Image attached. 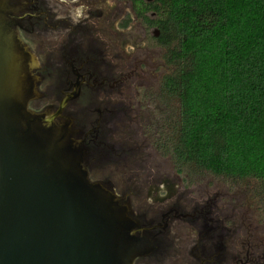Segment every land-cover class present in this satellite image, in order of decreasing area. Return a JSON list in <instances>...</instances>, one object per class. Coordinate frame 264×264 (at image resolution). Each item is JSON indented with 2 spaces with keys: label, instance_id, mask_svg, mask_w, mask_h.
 Instances as JSON below:
<instances>
[{
  "label": "flooded vegetation",
  "instance_id": "flooded-vegetation-1",
  "mask_svg": "<svg viewBox=\"0 0 264 264\" xmlns=\"http://www.w3.org/2000/svg\"><path fill=\"white\" fill-rule=\"evenodd\" d=\"M124 1L138 17L134 1ZM102 2L29 0L31 11L19 21L18 31L43 55L44 76L38 84L43 97L31 107L39 111L46 103L59 105L73 91L72 67L84 74L78 95L66 100L58 117L79 123L88 178L113 182L115 192L132 207L137 233L150 239V252L133 264H264L259 190L212 189L196 178L183 186L170 182L167 171L159 179L144 172V182L140 171L131 170L135 162L152 155L159 159L167 150L168 117H159L167 105L161 109L156 104L159 86L149 92V63L135 51L122 52V40L110 32ZM144 15L156 17L154 11ZM146 28H153L152 36L160 42V28L149 23Z\"/></svg>",
  "mask_w": 264,
  "mask_h": 264
},
{
  "label": "water",
  "instance_id": "water-1",
  "mask_svg": "<svg viewBox=\"0 0 264 264\" xmlns=\"http://www.w3.org/2000/svg\"><path fill=\"white\" fill-rule=\"evenodd\" d=\"M150 1V0H148ZM29 0H0V264H133L151 250L112 183L88 178L78 122L43 97L42 67L19 21ZM87 74V73H85Z\"/></svg>",
  "mask_w": 264,
  "mask_h": 264
},
{
  "label": "trees",
  "instance_id": "trees-1",
  "mask_svg": "<svg viewBox=\"0 0 264 264\" xmlns=\"http://www.w3.org/2000/svg\"><path fill=\"white\" fill-rule=\"evenodd\" d=\"M133 1L173 66L160 84L175 104L171 155L191 172L253 178L264 199V0Z\"/></svg>",
  "mask_w": 264,
  "mask_h": 264
},
{
  "label": "rangeland",
  "instance_id": "rangeland-1",
  "mask_svg": "<svg viewBox=\"0 0 264 264\" xmlns=\"http://www.w3.org/2000/svg\"><path fill=\"white\" fill-rule=\"evenodd\" d=\"M102 1V3H104L106 18H109L108 20L111 22L110 26L112 27V29L110 30V32L118 33L119 37L122 40V52H124L125 54V52L135 51V53H139V55L143 56L142 59H145V61L149 63V66H151L148 69L150 70L149 74L146 75V84L149 85V92L154 93L156 91L155 88H158V86L160 88L163 76L170 73L171 68H173V66L166 60L163 45H161L160 42L156 41L153 38V28H146L147 23L142 20L140 16L134 17V15L131 14L130 7L127 3H125L124 0ZM134 6L137 8L135 4ZM30 47L40 63V59H43V55H39L34 46L30 45ZM162 97H160V101L158 100V103L156 104H159L158 106L162 109V106L165 105L164 103H166L167 109H164L159 117L163 118L164 116H166L169 118V115L171 117L172 114V106H175V104ZM35 100L36 99H32L28 101V109L35 111L31 107V104L33 107L34 105H38V102ZM162 153L163 156H160L159 159L156 158L157 156L155 157L154 155H152L149 156L150 159L148 161L135 162L131 170L140 171L142 173L140 174L143 176L142 180L144 182L146 181L144 180V172H150L152 173V175H155L154 178L157 177V179H159L157 175H160V172L162 171H167L171 176L168 179L170 182H180L183 186H189V182L193 178L198 179L201 182V186H204L205 183L209 182L212 189L219 188L221 190L227 191V188H234L241 190L236 191L238 193H243V188L245 187L254 188V186H257V181L253 178L235 179L233 177L227 176H216L201 169H195L193 170V172H191L189 168L181 167L179 164H177L174 157L171 155V150L168 147L167 150L162 151ZM244 194H246V192H244ZM121 202L127 204L130 210V216L134 219L130 203L124 199H122Z\"/></svg>",
  "mask_w": 264,
  "mask_h": 264
}]
</instances>
